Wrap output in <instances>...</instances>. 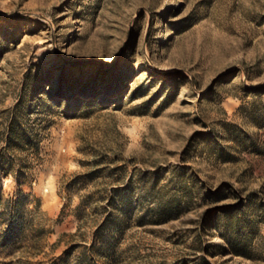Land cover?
<instances>
[{
    "label": "rangeland",
    "instance_id": "rangeland-1",
    "mask_svg": "<svg viewBox=\"0 0 264 264\" xmlns=\"http://www.w3.org/2000/svg\"><path fill=\"white\" fill-rule=\"evenodd\" d=\"M0 264H264V0H0Z\"/></svg>",
    "mask_w": 264,
    "mask_h": 264
},
{
    "label": "trees",
    "instance_id": "trees-1",
    "mask_svg": "<svg viewBox=\"0 0 264 264\" xmlns=\"http://www.w3.org/2000/svg\"><path fill=\"white\" fill-rule=\"evenodd\" d=\"M174 209H176L177 211H180L178 206H175ZM169 212H170L169 207L165 206L161 209L160 216L162 217L163 221H165V219H168V217H170L168 216Z\"/></svg>",
    "mask_w": 264,
    "mask_h": 264
},
{
    "label": "bare ground",
    "instance_id": "bare-ground-1",
    "mask_svg": "<svg viewBox=\"0 0 264 264\" xmlns=\"http://www.w3.org/2000/svg\"><path fill=\"white\" fill-rule=\"evenodd\" d=\"M42 22H43V21H42ZM215 239H216V238H215ZM215 241H217V240H215ZM215 241H214V242H215Z\"/></svg>",
    "mask_w": 264,
    "mask_h": 264
}]
</instances>
